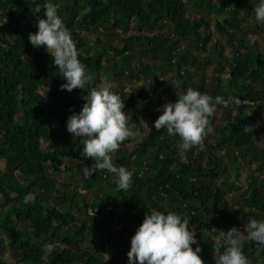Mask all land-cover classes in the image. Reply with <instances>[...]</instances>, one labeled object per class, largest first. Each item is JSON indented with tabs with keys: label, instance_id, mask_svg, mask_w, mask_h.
I'll list each match as a JSON object with an SVG mask.
<instances>
[{
	"label": "trees",
	"instance_id": "16d2710c",
	"mask_svg": "<svg viewBox=\"0 0 264 264\" xmlns=\"http://www.w3.org/2000/svg\"><path fill=\"white\" fill-rule=\"evenodd\" d=\"M44 2L0 0V156L6 162V170L0 173V256L8 248L16 258L13 263L4 259L3 264H126L127 258L123 255L130 249V238L142 223L147 210L152 208L186 216L190 221L189 227L197 231V242L204 246L200 255L205 264H209L206 256L213 252V242L203 231L206 224L200 227L198 222H191L190 217L194 216L190 213L203 211L211 219V225L221 223L218 216H224L230 209L227 191L223 187L231 189L235 186V182L229 181L226 162L231 159L239 163L241 159L237 152L246 162L257 161L256 170L264 173V148L259 151L257 144L260 129L251 117L244 114L251 103L258 100L264 102V49L260 51L250 47L245 39L237 35L236 31H243L237 19V9L229 10L230 20H223L228 27L220 21L216 22V29L228 38L232 59L227 61L223 46L218 42L214 49L222 46L218 54L222 62L210 76L213 83L206 80V75H201L197 79V89L212 97H240L242 103L239 106L217 105L218 109L237 110V118L219 129L220 141L216 145L206 143L204 137L202 142L210 148L212 153L209 156L213 157L206 165L190 156L194 153V146L184 150L188 157L185 160L178 149L179 137L169 136L163 128L145 136L141 145L130 151L117 150L114 154L116 166H124L131 171V186L125 191H118L116 180L110 182L116 192L108 205H111L108 210L110 221L105 226L108 215L102 209V203L90 204V210L94 209L95 213L89 214V204L84 203L85 208L79 203L73 204L77 192L61 190L49 170L51 167L61 171L65 167L64 171H77L82 174L86 188L108 181L112 174L99 170L87 179L83 177V168L90 167L93 160L81 156L83 145L79 138L63 142L52 150H44L42 146L45 137L58 136L67 131L68 116L71 111L79 112L85 102L83 96L87 94V88L92 87L89 83L84 90H61L60 84L64 81L56 74L57 68L51 63L44 46L36 48L28 41V33L37 30L36 21L43 17ZM50 2L57 5L58 14L77 42L79 58L87 73L93 72V87L100 83L103 70L109 68L112 75L117 78L123 76L130 82H135L141 75L158 79L165 70H173L175 78L188 79L195 87L192 77L182 76L179 65L173 62V55L179 41L191 40L198 46H206L210 36L211 0ZM234 2L239 5L241 0H227L224 5L230 6ZM189 4L194 8L198 6L200 11L207 10V15H199L198 9H189ZM70 10V14L64 17V13ZM133 22L137 24L139 33L125 39L124 48L106 44L95 56L83 54L87 45L83 29L127 32ZM166 28L170 33H162ZM255 29L264 30V27L258 25ZM114 36V40L120 37L119 34ZM130 49L138 52L136 65L130 62L133 56L125 54ZM109 50L124 54L121 57L122 66L118 67ZM187 54L192 63L199 60L189 52ZM156 60H162L166 66L158 68L157 64L153 67L149 64ZM182 64L184 61L180 66ZM226 68L229 69L227 89L222 86L221 76ZM157 81L162 83V80ZM124 89L120 90L124 107L142 100L162 103L177 99L170 98L167 91L158 90L151 84L130 93L124 92ZM146 115L152 121L157 119L151 111ZM135 119L136 116L128 120V125L137 127ZM216 149H220L218 151L222 154L214 152ZM250 188L252 190L245 204L260 213L247 216L264 219V186L250 184ZM28 192L33 194L34 203L23 202V196ZM53 193L55 204H50L48 197ZM78 213H82V217ZM245 216L237 219L240 227ZM22 225L26 228L19 227ZM72 225L77 228L73 234L68 230ZM118 226L121 228L117 229ZM45 241L57 243L56 249L48 256L43 255L40 247ZM123 246L125 250L121 248ZM244 251L251 264L264 256V248L258 247L255 242L245 243Z\"/></svg>",
	"mask_w": 264,
	"mask_h": 264
},
{
	"label": "clouds",
	"instance_id": "9594fccd",
	"mask_svg": "<svg viewBox=\"0 0 264 264\" xmlns=\"http://www.w3.org/2000/svg\"><path fill=\"white\" fill-rule=\"evenodd\" d=\"M252 11L255 21L264 24V0H258ZM36 29L28 33V41L36 48L44 46L51 63L57 68L56 74L64 81L60 84L61 90L86 89L91 77L79 58L77 42L58 14L55 3L45 0L43 17L37 19ZM127 91L125 88L124 92ZM177 97L174 102H166L156 109L162 111L153 127L156 130L163 128L169 136H178L181 151L201 144L212 131L209 118L214 115L217 105L227 107L242 103L240 97H212L189 86L177 93ZM83 99L85 102L79 112L70 110L66 121L67 132L73 138H79L83 145L81 156L93 160L90 167L83 168V177L87 179L99 170H106L116 177L117 190L125 191L131 186L132 173L124 166H116L112 159L121 143L133 135L128 127V114L123 111L124 99L113 91L107 80L87 88ZM23 202L34 203L33 194L26 193ZM189 224L186 216L175 211L148 209L130 238L126 264H205L200 255L201 245ZM210 238L214 264H251L244 245L255 242L264 248V219L248 217L242 228L218 229ZM40 247L43 255L48 256L56 249L57 243L45 241ZM3 260L4 257L0 256V264Z\"/></svg>",
	"mask_w": 264,
	"mask_h": 264
},
{
	"label": "rangeland",
	"instance_id": "374dc122",
	"mask_svg": "<svg viewBox=\"0 0 264 264\" xmlns=\"http://www.w3.org/2000/svg\"><path fill=\"white\" fill-rule=\"evenodd\" d=\"M188 1V0H186ZM227 3V0H211V9L209 10V16H210V29L208 32V42L206 46L204 44L198 46L194 41L186 40V41H179L177 43V49L174 52V58L173 62L175 65H179L180 72L183 77H192L193 78V84L195 87L191 86L188 79L179 80L178 78H175V72L173 70L167 71L165 70V73L158 77L159 80H162L161 82H158L156 78H145L143 75L139 77L135 82H130L127 78L121 77L117 78L116 76L112 75V72L109 69L103 70V72L100 74L99 82L103 80H107L111 83L113 91H119L127 88V93H130L131 90L142 88L146 86L147 84L153 85L158 90H165L169 93L170 98L171 97H177V93L181 92L182 90H186V88L193 87L197 89V83L198 78L203 75H206V80L210 83L212 82V74L215 69L219 68V64L222 62V59L218 55L222 51L223 46V55L224 57H227V61L229 62L232 59L233 52L231 50L230 45L228 44L227 37L221 35L217 29H216V22L220 21L223 23L224 19H231V14H229V10L237 9L238 10V16L237 19L240 22V28L243 30L242 32H237V35L240 36V38H243L247 41L250 47L254 49H259L262 51L264 49V30H256L255 28L259 25L261 27H264V24H258L255 21L253 8L258 3V0H241V3L238 5L237 3H232L230 6L224 5ZM197 4H200L199 2ZM189 9L197 10L199 15L204 14L207 15V10L200 11V8L194 6L192 4H189ZM71 10L64 13V17L68 14H70ZM224 24V23H223ZM224 26L228 27V25L224 24ZM83 37L85 38L87 45L84 48L83 54L95 56L98 51H100L104 45L112 44L116 47H122L125 46V39L137 35L139 33V30L137 28V24L133 22L130 26V29L127 32L118 31L115 29H97V30H91V29H83ZM231 32H234L233 29H230ZM162 33H170L169 29H163ZM114 34H119V39L114 40ZM102 41V45L99 44V41ZM221 43L222 46H218L217 49H214L215 45L217 43ZM245 50V48L243 49ZM109 54H111L114 58V62L119 66H122L123 63H121V57L124 54H121L118 51L109 50ZM187 52H189L191 55L196 56L199 60L196 61V63H192V59L188 57ZM138 53V52H137ZM132 51V49L125 52L126 55L131 57L130 62L133 65H136V60L139 57V55ZM135 54V55H134ZM136 56V57H135ZM205 59V60H204ZM144 61L147 62V60L144 59ZM181 61H184V64L181 65ZM106 62V61H105ZM224 64H226V61H223ZM106 64L109 65L108 62ZM149 64L153 67V64H157L156 66L162 67L166 66V63H164L162 60H156L155 62H149ZM136 69H139L137 66ZM165 69V68H164ZM142 73V72H141ZM90 84L93 87L95 76L93 72H90ZM222 86L226 89L229 85V69L226 68L222 72ZM124 86V87H123ZM211 89H214L213 87ZM208 94V93H207ZM210 95V94H208ZM166 102H153L152 100H142L141 102L135 104V105H128L123 108V111L128 114V120H132L136 116V121L138 126L128 125L130 130L132 131L133 135L128 137L125 141L121 143V146L118 150H132L134 147L141 145L143 139L145 136L153 133L156 129L153 127V122L151 120L150 116H147L146 113L151 111L156 118L161 114V111H157L156 109L159 106H162ZM262 107L263 109H260ZM244 114L251 117L254 125L259 127V133L257 134V144L259 146V151H262L261 149L264 148V102L262 100H258L257 102L251 103L250 108H247L244 111ZM238 111L234 110L233 112H230L228 110L224 109H218L216 108L215 113L212 117H210L211 127L212 131L209 132L206 135V143L216 145L218 141H220V133L219 129L221 127H224L227 123L234 121L237 118ZM74 139L72 134H70L67 131H64L63 133H60V135L56 136H49L45 137L42 140V146L44 150H52L59 144L63 142H67ZM205 142H202L201 144L194 146V153L190 154L192 159H197L200 161H203V165L208 164L213 157L209 156L212 151H210V148L206 146ZM155 149V148H153ZM212 149H215L214 147ZM220 149H216L214 152H218L222 154V152L218 151ZM180 151V154L182 157L186 160L188 157L185 154V151ZM116 153V152H115ZM112 154L113 163L116 165V161L114 157V154ZM241 160L239 163H236L234 160H227V173L229 174L230 182H235L233 187L231 189L228 188V186L223 187V190L227 191V199H228V205L230 209H228L224 216H218L220 222L217 225H211V219L207 217L206 213L203 211H197L190 213V215H193L194 217H190L191 222H198V226L201 227L202 224H206L205 228H203V231L205 234L209 235L210 237L214 235L218 229H222L227 231L228 229L232 227H240L237 219H239L240 216L246 214L244 218V221H241L242 226L247 222L248 216L250 214H253L254 216L258 213H260L258 210H254L253 208L250 209L248 205L245 204V199L249 198L251 193L250 184L256 185H263L264 186V173L261 171H257V161L253 162H246L245 159H242L239 156V153L236 154ZM150 157V156H149ZM151 160V158H149ZM133 167V166H131ZM134 168V167H133ZM6 170V162L3 159V157L0 156V173H3ZM66 170L65 167H62L61 172L60 170H55L50 167V172L53 176H55L57 181V186L66 192H77V195L74 199V203L81 204V207L85 208L83 205L84 203L89 204V209H87V212L89 214L94 213V209L90 206V204L93 203H102L103 210L108 215L106 218L105 226L108 225V222L110 221V214L109 209L111 207L108 206L111 199L115 196V188L110 184V182H114L116 180V177L112 174V178L108 179V181H105L103 183H96L91 188H86L83 184L82 180V174L77 171H64ZM131 172V171H130ZM105 175V174H104ZM80 189H84L83 192L80 191ZM54 193L48 197V201L50 204H55ZM0 200H1V193H0ZM101 201V202H100ZM84 211V210H83ZM78 216L82 217V213H78ZM191 226H196L195 224H192ZM242 226L240 228H242ZM20 228H26V226L22 225L19 226ZM197 227V226H196ZM121 226H118L117 229H120ZM67 229V228H66ZM71 233H76L77 228L75 226H71L70 229ZM79 230V229H78ZM192 230L196 234V230L194 227ZM128 236V234H127ZM200 244V243H199ZM201 248L204 247L202 244ZM195 247V245H193ZM61 248H64L63 246ZM125 250V246L121 247ZM203 250V249H202ZM125 252V251H124ZM127 254V253H126ZM124 253L123 256L127 258V255ZM3 257L5 260L13 263L15 262L16 258L13 256L12 252L5 248L3 251ZM207 260L209 264H214V256L213 252L207 253ZM254 264H264V256L262 258H259L258 261H256Z\"/></svg>",
	"mask_w": 264,
	"mask_h": 264
}]
</instances>
